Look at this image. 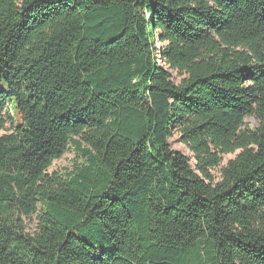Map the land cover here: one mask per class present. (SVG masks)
I'll list each match as a JSON object with an SVG mask.
<instances>
[{"label": "trees", "instance_id": "16d2710c", "mask_svg": "<svg viewBox=\"0 0 264 264\" xmlns=\"http://www.w3.org/2000/svg\"><path fill=\"white\" fill-rule=\"evenodd\" d=\"M7 119L0 264H264V0H0Z\"/></svg>", "mask_w": 264, "mask_h": 264}, {"label": "rangeland", "instance_id": "374dc122", "mask_svg": "<svg viewBox=\"0 0 264 264\" xmlns=\"http://www.w3.org/2000/svg\"><path fill=\"white\" fill-rule=\"evenodd\" d=\"M155 49L154 51L157 52L156 48H158L157 42L154 43ZM157 53H155L156 56ZM173 73V79L175 81H178L179 77L177 76L176 72ZM7 112L10 113L9 108H7ZM14 116L16 120H18V116L16 114V111L14 110ZM12 120L7 119L5 122V127L3 129H0V134L6 132L9 130V127L11 125ZM250 126L254 127L258 125V121L253 116H248L244 120V126ZM170 145L173 149L179 150L185 155L190 156V152L186 148L184 144H182L179 140V136L177 134H174L171 138H169ZM235 156V153H229L224 154L222 157V165L225 164L230 158H233ZM83 162V158L72 148H68L65 153L58 159L54 160L52 165L50 166L49 170H60V171H72L75 169L76 165H80ZM191 162L193 163V160L191 159ZM218 168L213 169V174L218 177L219 172ZM26 224L28 226V230H34L36 228V218L35 215L30 216L29 218H26Z\"/></svg>", "mask_w": 264, "mask_h": 264}]
</instances>
